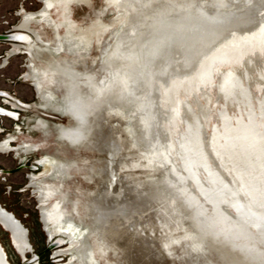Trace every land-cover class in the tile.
Listing matches in <instances>:
<instances>
[{"label":"water","instance_id":"water-1","mask_svg":"<svg viewBox=\"0 0 264 264\" xmlns=\"http://www.w3.org/2000/svg\"><path fill=\"white\" fill-rule=\"evenodd\" d=\"M103 0H0V31L35 18Z\"/></svg>","mask_w":264,"mask_h":264},{"label":"clouds","instance_id":"clouds-1","mask_svg":"<svg viewBox=\"0 0 264 264\" xmlns=\"http://www.w3.org/2000/svg\"><path fill=\"white\" fill-rule=\"evenodd\" d=\"M65 115L69 123L59 126V139L73 146L86 142L90 136L89 113L78 107L76 102L70 101Z\"/></svg>","mask_w":264,"mask_h":264}]
</instances>
